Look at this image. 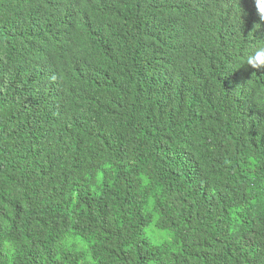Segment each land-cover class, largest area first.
<instances>
[{
	"label": "trees",
	"instance_id": "1",
	"mask_svg": "<svg viewBox=\"0 0 264 264\" xmlns=\"http://www.w3.org/2000/svg\"><path fill=\"white\" fill-rule=\"evenodd\" d=\"M261 40L255 0H0V264H84L68 228L96 264H264Z\"/></svg>",
	"mask_w": 264,
	"mask_h": 264
},
{
	"label": "clouds",
	"instance_id": "2",
	"mask_svg": "<svg viewBox=\"0 0 264 264\" xmlns=\"http://www.w3.org/2000/svg\"><path fill=\"white\" fill-rule=\"evenodd\" d=\"M257 13L260 20L264 21V0H255ZM259 24L255 25L258 28ZM251 34V33H250ZM244 63L249 68L256 71L264 69V40L258 41L252 46V50L244 58ZM248 80L246 83H248ZM142 183L147 186L151 181L147 176L142 175ZM146 214L151 216L150 222L144 227V236L154 247H163L165 245L171 247L176 242V233L169 228H161L159 225L162 220L161 214L156 209V201L149 198L145 205ZM17 242L10 239H4L0 242V251L7 255H14L17 249ZM63 246L71 248L76 246L80 251L84 252V264H96L94 257L90 253V244L84 237L78 235L72 228H68L58 242V247Z\"/></svg>",
	"mask_w": 264,
	"mask_h": 264
}]
</instances>
